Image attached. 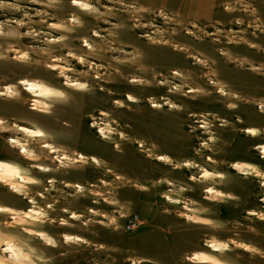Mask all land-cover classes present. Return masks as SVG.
I'll use <instances>...</instances> for the list:
<instances>
[{"label":"rangeland","instance_id":"1","mask_svg":"<svg viewBox=\"0 0 264 264\" xmlns=\"http://www.w3.org/2000/svg\"><path fill=\"white\" fill-rule=\"evenodd\" d=\"M262 145L264 0H0L2 264H264Z\"/></svg>","mask_w":264,"mask_h":264},{"label":"bare ground","instance_id":"2","mask_svg":"<svg viewBox=\"0 0 264 264\" xmlns=\"http://www.w3.org/2000/svg\"><path fill=\"white\" fill-rule=\"evenodd\" d=\"M75 3H79V2H75ZM134 82L136 81L135 79L133 80ZM25 89H27L28 91H30L31 93H33L34 94V92H36V84L35 83H30V82H28V83H26V88ZM154 106H158L159 104L158 103H154L153 104ZM18 129L19 130H21V131H23V132H25V133H32L33 135H35V136H38V135H40L36 130H33V129H30V128H28V127H26V126H18ZM248 132H250V133H254V131H251V130H248ZM10 141H12V142H16V140L15 139H10ZM261 148H263L264 149V145H262V146H260ZM24 151H26V149L24 148ZM159 159H161V160H163V158L162 157H160ZM234 168L235 169H238V170H242V169H244L243 168V166L242 165H239V164H235L234 165ZM4 169L2 168V165L0 164V171H3ZM7 241V240H6ZM5 241V242H6ZM7 244H8V241L6 242ZM9 244H11V241H10V243ZM214 250H219V248L218 247H216L214 244H211L210 245ZM13 256V259H14V261L15 262H22V261H27L28 260V258L26 259L25 258V256H24V258H21L22 256L20 255H18V253L15 255H12ZM12 256H11V258H12ZM27 257V256H26ZM200 260V259H199ZM201 261V260H200ZM201 262H203V261H201ZM1 263V262H0ZM2 264V263H1ZM23 264V263H22Z\"/></svg>","mask_w":264,"mask_h":264},{"label":"built area","instance_id":"3","mask_svg":"<svg viewBox=\"0 0 264 264\" xmlns=\"http://www.w3.org/2000/svg\"><path fill=\"white\" fill-rule=\"evenodd\" d=\"M137 217L136 216H133L131 217L128 222L126 223V229L127 230H133L134 229V226L137 224Z\"/></svg>","mask_w":264,"mask_h":264},{"label":"flooded vegetation","instance_id":"4","mask_svg":"<svg viewBox=\"0 0 264 264\" xmlns=\"http://www.w3.org/2000/svg\"><path fill=\"white\" fill-rule=\"evenodd\" d=\"M41 145H45V144H41ZM52 151V150H51ZM57 155H53V157H56ZM58 161H60V159H57ZM32 165H34V164H32ZM36 167L38 168V167H40L39 165H36ZM48 181H50V180H48ZM65 186H67V182H65L64 183V180H62V185L60 186V188L62 189V190H66V189H64L65 188Z\"/></svg>","mask_w":264,"mask_h":264}]
</instances>
